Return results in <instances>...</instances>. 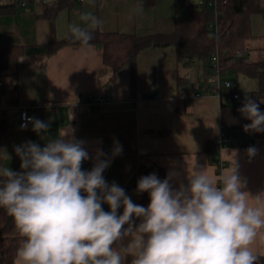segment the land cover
Returning a JSON list of instances; mask_svg holds the SVG:
<instances>
[{"label": "crops", "instance_id": "crops-1", "mask_svg": "<svg viewBox=\"0 0 264 264\" xmlns=\"http://www.w3.org/2000/svg\"><path fill=\"white\" fill-rule=\"evenodd\" d=\"M146 1L84 0L59 13L55 33L43 16V6L28 5L24 11L0 18V46L21 45L25 49L20 61L1 74L0 119L8 122V128L2 135L0 152L10 158L0 155V165L21 171L16 146L32 141L43 147L70 126L90 155L103 150L102 158L111 161L103 173L105 180L122 187L138 205L139 193L132 181L141 165L158 177L161 171L165 178L174 173L170 183L178 188L187 185V168L191 170L194 162L219 181L234 160L238 176L246 182L245 190L253 196L264 191V137L253 139L254 156L239 145L221 146L214 152L206 149L223 125L220 97L187 101L211 74L201 60L178 61L175 45L150 47L111 80L103 47L91 44L90 49H83L70 38L69 25L80 24L79 16L85 12L103 20L104 32L170 33L178 21L189 18L190 5L196 3ZM65 38L73 42L47 55L48 44ZM27 104L33 105V118L49 125L46 133L34 132L31 122L21 128L20 106ZM116 142L122 152L114 156ZM103 208L109 211L107 204ZM122 212L123 208L118 210ZM260 234L264 235V229ZM252 248L264 255L259 236Z\"/></svg>", "mask_w": 264, "mask_h": 264}, {"label": "clouds", "instance_id": "clouds-1", "mask_svg": "<svg viewBox=\"0 0 264 264\" xmlns=\"http://www.w3.org/2000/svg\"><path fill=\"white\" fill-rule=\"evenodd\" d=\"M79 20L69 25L70 38L90 49L104 22L91 12ZM238 111L251 121L245 131L264 132L255 100L246 97ZM24 118L37 134L48 131L44 121ZM74 133L68 126L43 147L32 141L16 146L19 172L0 165V209L21 238L14 264H259L252 246L258 236L264 245V191L253 196L245 190L234 160L219 181L196 162L187 168V185L178 188L170 183L172 172L164 180L155 173L141 177L136 191L148 193L144 207L105 180L111 161L102 149L90 155ZM121 152L116 142L113 155ZM247 152L254 156L256 149ZM89 159L93 167L83 170Z\"/></svg>", "mask_w": 264, "mask_h": 264}, {"label": "trees", "instance_id": "trees-1", "mask_svg": "<svg viewBox=\"0 0 264 264\" xmlns=\"http://www.w3.org/2000/svg\"><path fill=\"white\" fill-rule=\"evenodd\" d=\"M81 2L79 0H48L43 3V16L49 20L53 33L56 31L59 13L64 9L75 8ZM146 2L151 4L154 0ZM21 6L18 0H0V18L18 11ZM216 9L221 13L218 17L217 36L209 27L215 19V8L210 7L209 0H206L204 3H191L189 18L178 21L175 30L170 33L138 35L96 30L90 43L103 47L104 62L111 71V80L119 74L123 66L134 63L138 55L150 47L175 45L178 61L201 60L209 71H211V54L218 49L227 78L230 79L231 72H243L257 80L258 88L248 92L246 96L255 100L259 104L260 111L264 113V103H262L264 102V47H252L249 44V41L255 37L252 33L251 16L264 13V0H216ZM71 42L73 41L70 38L57 39L47 45V55L53 54L60 47ZM24 52L25 49L21 45L0 46V79L3 72L20 61ZM251 52L254 54L253 59H250ZM181 84L182 79L181 81L179 79V85ZM194 90L193 88L192 91ZM236 91H239V87L233 81V87L226 90L225 95H233ZM187 101L190 102V98H187ZM244 102V96L239 103L229 101L226 97L221 98L223 129L229 134L264 137V132L245 131L244 125L251 121L244 118L238 111ZM7 128L8 122L0 119V143ZM218 147V135L206 144L209 152H214ZM93 164L86 160L83 162L82 169L91 170ZM149 174H153L152 170L141 165L132 181L134 188H137V182L141 177ZM158 178L165 179L163 171ZM148 204V193H139V205L147 207ZM20 239L13 219L4 209H0V264H14ZM258 255L261 257L259 264H264V255Z\"/></svg>", "mask_w": 264, "mask_h": 264}, {"label": "built area", "instance_id": "built-area-1", "mask_svg": "<svg viewBox=\"0 0 264 264\" xmlns=\"http://www.w3.org/2000/svg\"><path fill=\"white\" fill-rule=\"evenodd\" d=\"M17 1V0H16ZM22 6H28L31 3L34 5L42 6L44 2L48 0H18ZM84 1V0H79ZM206 0H202L200 3H204ZM209 6L215 8V19L210 23V29L213 31L214 35H218V17L221 13L216 9V0H209ZM210 64H211V78L208 79L201 87L194 91L189 98L195 99L202 96H212L217 95L218 97H226L229 101H233L235 103L241 102L242 94L239 91L233 93V95L226 96L225 91L229 90L233 87V81L225 76V71H223V63L220 59V54L218 49H215L210 57ZM2 85V82H0ZM100 100V98H98ZM101 101V100H100ZM21 111V125L27 123L28 121L24 118L31 117V110L33 105L27 104L20 106ZM1 110V107H0ZM256 137L249 136L245 137L242 134L235 135L233 133H227L223 127H221L219 134H218V143L219 147L227 146V145H239L244 146L246 150L250 147H254L253 139ZM224 164H220L222 167Z\"/></svg>", "mask_w": 264, "mask_h": 264}, {"label": "rangeland", "instance_id": "rangeland-1", "mask_svg": "<svg viewBox=\"0 0 264 264\" xmlns=\"http://www.w3.org/2000/svg\"><path fill=\"white\" fill-rule=\"evenodd\" d=\"M201 0H194V2L199 3ZM33 6V4H30ZM24 7L21 6L19 11H24ZM251 26L252 33L255 36L253 39L249 41L250 46L252 47H264V13H256L251 16ZM254 58V54L250 53V59ZM203 76V74H202ZM231 80L237 83L239 87V92L242 94V98L244 96V100L247 97V93L258 88L257 80L243 72H231L229 74ZM205 76L203 77V79ZM211 78V74L208 76Z\"/></svg>", "mask_w": 264, "mask_h": 264}]
</instances>
